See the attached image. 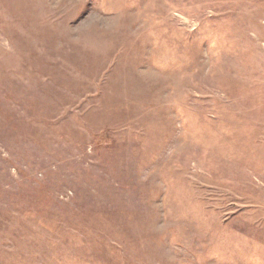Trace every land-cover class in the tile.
I'll list each match as a JSON object with an SVG mask.
<instances>
[{
    "label": "rangeland",
    "instance_id": "rangeland-1",
    "mask_svg": "<svg viewBox=\"0 0 264 264\" xmlns=\"http://www.w3.org/2000/svg\"><path fill=\"white\" fill-rule=\"evenodd\" d=\"M0 264H264V0H0Z\"/></svg>",
    "mask_w": 264,
    "mask_h": 264
}]
</instances>
